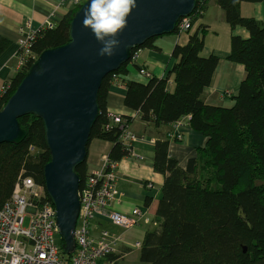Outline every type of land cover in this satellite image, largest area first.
Returning a JSON list of instances; mask_svg holds the SVG:
<instances>
[{
    "label": "trees",
    "instance_id": "obj_1",
    "mask_svg": "<svg viewBox=\"0 0 264 264\" xmlns=\"http://www.w3.org/2000/svg\"><path fill=\"white\" fill-rule=\"evenodd\" d=\"M208 1H196L189 16L191 28L184 32L188 39L173 47L175 62L167 77L158 79L150 74L146 83L122 80L137 50L157 51L153 38L134 48L130 60L105 76L98 91L99 112L87 148L93 139L109 142L110 163L117 164L131 154L120 140L119 124L113 123L107 110L106 97L114 75L125 86L123 105L137 112L145 124L163 127L189 117L188 125L205 137L198 157L189 159L184 170L169 156L167 138L155 142L153 170L164 180L155 213L159 226L147 231L140 244L142 264H264V27L240 12L241 3L264 0H215L232 33L242 28L248 34L246 39L230 36L227 60L242 65L245 71L230 108L207 105L201 99L218 57L202 54L206 27L198 25L192 34L191 29L202 18ZM80 6L66 12L53 29L35 33L30 47L34 59L25 61L3 85L7 89L0 92V110L34 60L43 51L69 41V23ZM174 34L179 35L177 27ZM9 43L0 36V56ZM169 77L174 83L172 92L167 91ZM120 117L125 126L131 123L129 117ZM18 121L26 137L19 144H0V209L11 198L19 177H29L43 187L44 166L50 160L42 121L31 115ZM86 159L76 168L79 187L88 173ZM95 222L97 233L103 228L96 232ZM59 245L62 249L61 240ZM71 256L64 253L63 258L70 262Z\"/></svg>",
    "mask_w": 264,
    "mask_h": 264
},
{
    "label": "water",
    "instance_id": "obj_2",
    "mask_svg": "<svg viewBox=\"0 0 264 264\" xmlns=\"http://www.w3.org/2000/svg\"><path fill=\"white\" fill-rule=\"evenodd\" d=\"M87 5L88 0L75 11L69 41L43 51L0 110V144H19L26 137L18 121L22 116H35L43 123L50 155L43 170V188L54 207L66 255L75 250L73 234L80 207L76 168L87 157L102 79L127 63L134 48L174 33L181 19L193 13L196 0H137L111 57L98 55L100 44L81 23Z\"/></svg>",
    "mask_w": 264,
    "mask_h": 264
},
{
    "label": "crops",
    "instance_id": "obj_3",
    "mask_svg": "<svg viewBox=\"0 0 264 264\" xmlns=\"http://www.w3.org/2000/svg\"><path fill=\"white\" fill-rule=\"evenodd\" d=\"M56 5L55 0H0V36L9 40L5 52L0 56V90L5 83L15 76L19 62L17 53L20 41V29L28 24L33 31H39L52 14ZM240 12L244 17H254L264 27V2L241 3ZM202 18L194 24L191 34L198 25L206 27L204 37L203 56L214 54L218 57V66L213 74L210 85L205 88L201 99L207 105L230 108L234 104L232 99L239 90V85L245 78L244 67L240 64L229 62L227 57L230 50V36L238 35L244 39L248 34L244 29L236 28L235 31L226 24L223 12L216 5L215 0H209ZM70 10L65 5L55 11L51 21L55 26L61 18ZM213 12V13H212ZM188 35L159 36L153 41L157 51L152 49H139L126 66L127 75L122 80L146 83L147 79L142 75L144 70L158 79L167 77L172 70L175 60L171 58V51L175 45L186 43ZM167 91L173 90V79L168 78ZM106 97L108 114L129 117V128L138 139L131 146V151L136 156H129L117 162L116 175L118 176V195L111 209L116 212L130 214L133 208L146 211L149 223L141 222L132 229L123 231L112 226L104 219H96L95 230L103 228L114 234H122L124 243L118 249L116 257L118 264H142L139 260L140 248H135L134 243L144 239L147 231L155 230L159 221L155 215L157 202L161 199L164 177L153 170L154 145L157 140L167 138L168 133L175 131L172 125L155 127L152 123L145 124L139 114L123 105L126 95L125 86L120 83L111 84ZM185 123V122H184ZM178 131L183 139L173 141L168 139L169 156L178 161L184 170L188 160L196 158L199 150L205 144V137L195 132L190 125H182ZM111 145L109 142L93 139L87 148V171L94 172L101 167L102 161L107 157ZM138 157V158H137ZM152 186L149 188L147 185Z\"/></svg>",
    "mask_w": 264,
    "mask_h": 264
},
{
    "label": "built area",
    "instance_id": "obj_4",
    "mask_svg": "<svg viewBox=\"0 0 264 264\" xmlns=\"http://www.w3.org/2000/svg\"><path fill=\"white\" fill-rule=\"evenodd\" d=\"M86 0H55L56 5L42 29L51 30L55 25L51 22L55 11L67 5L70 9L82 5ZM197 1V0H196ZM199 3L205 0H198ZM191 28V19L183 17L177 25L179 35ZM39 30V31H41ZM30 26L25 25L20 29V41L17 53L19 62L18 70L25 61L34 59L31 43L34 35ZM135 55L132 59H135ZM148 79L150 73L141 71ZM113 84L119 83L117 76L113 77ZM3 86V93L7 88ZM113 123L119 124L122 134L120 137L124 146L131 151L132 144L138 139L124 120L118 115H110ZM189 117L175 121L172 126L175 131L168 133L167 138L173 141L183 139L178 129L188 124ZM185 122V123H184ZM33 152L34 149L30 148ZM131 156H135L131 151ZM136 157V156H135ZM138 158V157H137ZM101 167L86 175V179L78 191L80 201L79 215L74 231L75 250L70 262L64 260V249L57 241L58 228L56 225L54 207L47 200L44 188L35 184L29 177L18 178L11 198L0 209V264H118V249L124 243L122 234H114L106 229L94 232L93 223L96 219H104L112 226L127 231L141 222L149 223L146 211L133 208L130 214L116 212L111 205L118 195L117 164L110 163L105 157ZM149 188L150 184L147 185ZM26 216L29 222L26 228L22 227ZM135 248H140L139 243H134Z\"/></svg>",
    "mask_w": 264,
    "mask_h": 264
},
{
    "label": "clouds",
    "instance_id": "obj_5",
    "mask_svg": "<svg viewBox=\"0 0 264 264\" xmlns=\"http://www.w3.org/2000/svg\"><path fill=\"white\" fill-rule=\"evenodd\" d=\"M136 3L137 0H88L81 23L100 44L98 55H114L121 43L118 33L126 26L127 18Z\"/></svg>",
    "mask_w": 264,
    "mask_h": 264
},
{
    "label": "rangeland",
    "instance_id": "obj_6",
    "mask_svg": "<svg viewBox=\"0 0 264 264\" xmlns=\"http://www.w3.org/2000/svg\"><path fill=\"white\" fill-rule=\"evenodd\" d=\"M28 222H29V216H26L24 221H23L22 227L26 228V226L28 225ZM118 230L120 231V229H118ZM125 232H127V231H125ZM57 241L58 242L60 241V237H57Z\"/></svg>",
    "mask_w": 264,
    "mask_h": 264
}]
</instances>
